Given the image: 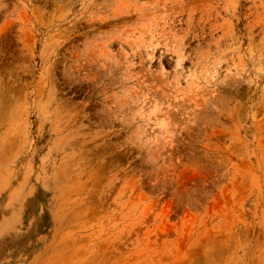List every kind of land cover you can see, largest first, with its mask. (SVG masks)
<instances>
[{"label": "rangeland", "instance_id": "obj_1", "mask_svg": "<svg viewBox=\"0 0 264 264\" xmlns=\"http://www.w3.org/2000/svg\"><path fill=\"white\" fill-rule=\"evenodd\" d=\"M0 264H264V0H0Z\"/></svg>", "mask_w": 264, "mask_h": 264}]
</instances>
